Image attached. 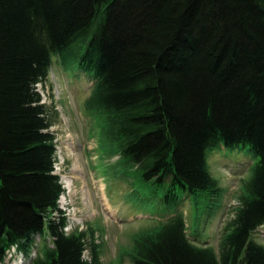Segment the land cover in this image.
<instances>
[{
	"label": "trees",
	"instance_id": "1",
	"mask_svg": "<svg viewBox=\"0 0 264 264\" xmlns=\"http://www.w3.org/2000/svg\"><path fill=\"white\" fill-rule=\"evenodd\" d=\"M54 56L91 83L85 109L165 204L222 196L208 164L218 148L255 160L218 253L189 238L178 211L137 232L132 264H264V0H0V264L13 248L25 264H103L92 228L66 232L59 207L38 90Z\"/></svg>",
	"mask_w": 264,
	"mask_h": 264
},
{
	"label": "rangeland",
	"instance_id": "2",
	"mask_svg": "<svg viewBox=\"0 0 264 264\" xmlns=\"http://www.w3.org/2000/svg\"><path fill=\"white\" fill-rule=\"evenodd\" d=\"M57 59L53 57L48 77L38 84V90L53 120L56 173L64 188L59 207L67 217L66 232L92 228L89 240L99 245L103 264H132L137 232L157 226L180 211L189 238L218 253L224 228L243 194V179L249 178L255 163L250 153L245 148L221 147L209 154L210 172L223 188L219 199L185 195L178 205H167L161 199L163 192L155 193L135 169L119 161L116 144L103 134L104 120L85 109L91 83L65 72ZM254 238L264 244V227ZM42 246L43 241L36 237L30 257L40 256ZM14 253L8 254L10 263L13 257L17 262H26L27 258ZM88 254L86 251L85 258Z\"/></svg>",
	"mask_w": 264,
	"mask_h": 264
},
{
	"label": "bare ground",
	"instance_id": "3",
	"mask_svg": "<svg viewBox=\"0 0 264 264\" xmlns=\"http://www.w3.org/2000/svg\"><path fill=\"white\" fill-rule=\"evenodd\" d=\"M105 204L107 205V209H109V210H110V207H109L110 205H109L108 203H105Z\"/></svg>",
	"mask_w": 264,
	"mask_h": 264
}]
</instances>
